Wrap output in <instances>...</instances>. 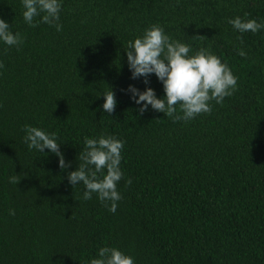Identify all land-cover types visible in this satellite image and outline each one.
<instances>
[{"label": "trees", "instance_id": "1", "mask_svg": "<svg viewBox=\"0 0 264 264\" xmlns=\"http://www.w3.org/2000/svg\"><path fill=\"white\" fill-rule=\"evenodd\" d=\"M22 11L0 0L23 41L0 43V264H89L103 246L135 264H264V30L227 22H264V0H63L61 31L30 27ZM152 25L226 62L236 91L187 122L141 114L124 90L144 78L131 79L125 50ZM25 125L56 133L68 167L29 149ZM100 135L124 142L115 213L67 179L84 138Z\"/></svg>", "mask_w": 264, "mask_h": 264}, {"label": "clouds", "instance_id": "2", "mask_svg": "<svg viewBox=\"0 0 264 264\" xmlns=\"http://www.w3.org/2000/svg\"><path fill=\"white\" fill-rule=\"evenodd\" d=\"M62 3L63 0H21L23 20L30 27L44 23L61 31L62 24L59 20ZM227 22L241 34L264 30V22L255 19L237 16ZM22 42L21 34L14 32L6 20L0 19V43L18 46ZM125 51L131 79L144 78L143 90L132 84L124 90L129 99L140 106L138 111L141 114L150 106L154 111L172 118L174 122H187L201 113H210L211 101L222 104L224 98L231 96L238 87V77L226 62L204 48L190 55L192 48L189 44L173 40L159 25L144 29L140 36L128 41ZM238 55L243 57L247 53L238 49ZM152 74L162 84L163 96L160 98L148 86V77ZM103 97L102 109L112 113L117 103L115 93L108 88ZM23 130V139L29 149L37 152L47 149L58 157L61 169L68 167L59 150L60 143L56 133L30 125H25ZM83 144L81 163L68 173V182L73 186L82 183L85 189L82 196L84 200L92 199L95 194L110 212L115 213L117 202L122 199L117 184L123 177L120 164L124 142L114 136L100 135L85 137ZM125 183L130 184L131 179ZM9 214L15 213L10 209ZM89 264H135V261L132 256L116 247L103 246L98 249L96 257L90 259Z\"/></svg>", "mask_w": 264, "mask_h": 264}]
</instances>
